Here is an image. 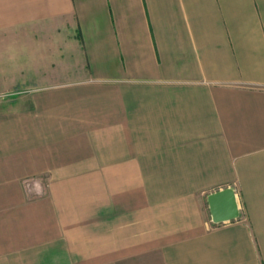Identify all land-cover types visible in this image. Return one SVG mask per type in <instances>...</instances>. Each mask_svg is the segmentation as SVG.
Returning <instances> with one entry per match:
<instances>
[{"label": "crops", "instance_id": "0c3cea01", "mask_svg": "<svg viewBox=\"0 0 264 264\" xmlns=\"http://www.w3.org/2000/svg\"><path fill=\"white\" fill-rule=\"evenodd\" d=\"M11 41L41 86L0 114V264H264V0H0Z\"/></svg>", "mask_w": 264, "mask_h": 264}, {"label": "rangeland", "instance_id": "374dc122", "mask_svg": "<svg viewBox=\"0 0 264 264\" xmlns=\"http://www.w3.org/2000/svg\"><path fill=\"white\" fill-rule=\"evenodd\" d=\"M31 44L19 45L15 41H11L8 44L0 43V114L2 115L6 113L10 115L11 112L9 113L7 110L10 111L11 107H14L15 102L20 101L22 97H28L31 93L30 91L33 89V82H36L32 80H17L15 78L19 73V69L25 73L24 65L31 66V59H29L32 56V53H30ZM35 85L36 87L41 86L38 83ZM18 139L14 128L0 126V152H3L4 155L8 151L9 143L14 142L15 144ZM46 178H21L17 180V183L21 185L23 190V192L21 191L22 195L24 194L29 199H35L45 194L44 186L47 184ZM8 194L10 196L5 198L11 200L16 199L19 192H8Z\"/></svg>", "mask_w": 264, "mask_h": 264}, {"label": "water", "instance_id": "95a60500", "mask_svg": "<svg viewBox=\"0 0 264 264\" xmlns=\"http://www.w3.org/2000/svg\"><path fill=\"white\" fill-rule=\"evenodd\" d=\"M208 204L212 222L216 225L233 222L241 217L238 197L232 187L210 194Z\"/></svg>", "mask_w": 264, "mask_h": 264}]
</instances>
